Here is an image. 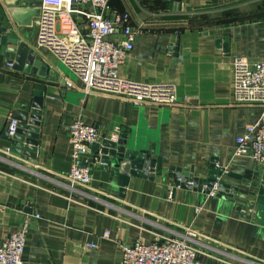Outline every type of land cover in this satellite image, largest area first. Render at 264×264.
Here are the masks:
<instances>
[{"label": "crops", "instance_id": "obj_1", "mask_svg": "<svg viewBox=\"0 0 264 264\" xmlns=\"http://www.w3.org/2000/svg\"><path fill=\"white\" fill-rule=\"evenodd\" d=\"M110 3L127 10L138 30L119 75L173 82L181 102L134 104L117 96L84 94L52 54L35 49L47 64L46 74L38 76L7 67L0 51V241L26 218L22 264H120L119 243L191 224L202 233L203 252L197 257L204 264H264V205L257 214L252 207L243 208L253 196L231 199L184 187L175 188L172 198L165 196L177 168L202 175L212 157L242 178L254 175L259 163L232 152L236 135L258 117L261 107L235 103L232 61L235 55L249 60L264 56V0ZM38 5L34 0H0L10 29L30 47ZM110 37L120 40L123 35L117 30ZM35 84L43 89L31 160L4 149L9 144L5 128L14 108L30 106ZM76 116L102 127L104 137L120 126L126 146L152 150L162 172L150 169L149 177L135 176L121 196L118 176L91 161L95 149L88 146L84 157L91 179L72 186L65 176L71 164L65 125ZM226 180L239 183L240 191L246 187L240 179ZM105 229L109 238L99 236Z\"/></svg>", "mask_w": 264, "mask_h": 264}, {"label": "built area", "instance_id": "obj_2", "mask_svg": "<svg viewBox=\"0 0 264 264\" xmlns=\"http://www.w3.org/2000/svg\"><path fill=\"white\" fill-rule=\"evenodd\" d=\"M80 4L89 5L90 9ZM35 30L34 51L52 54L79 81L84 94L96 92L117 96L134 104L181 102L173 82L133 80L119 75L118 68L132 49L138 30L131 23L130 13L113 7L110 0H39ZM117 30L123 35L120 40L110 37ZM232 62L235 103L261 107L258 117L236 135L232 155H247L264 164V56L249 60L235 55ZM5 65L10 67L11 62L6 61ZM67 84L72 82L67 81ZM16 124L17 119L9 117L5 128L7 135L14 132ZM65 130L71 145V164L65 176L72 186L87 185L91 168L84 155L89 144L105 136L103 128L76 116L65 125ZM119 132L120 126L115 125L106 135L117 139ZM4 149L7 150V146ZM176 181H181L180 175L168 184L167 198H172L174 189L180 187ZM215 188L216 183L208 193L214 194ZM2 207L0 203V210ZM27 223L24 218L1 239L0 264H22ZM109 235L108 229L99 234L102 238H109ZM200 236L202 233L191 224L154 231L150 239L138 236L131 242L119 243L120 264H204L197 257L198 252H203ZM84 246L96 247L97 243L84 242Z\"/></svg>", "mask_w": 264, "mask_h": 264}, {"label": "water", "instance_id": "obj_3", "mask_svg": "<svg viewBox=\"0 0 264 264\" xmlns=\"http://www.w3.org/2000/svg\"><path fill=\"white\" fill-rule=\"evenodd\" d=\"M39 4V0H34ZM4 9L0 6V51L11 62V67L26 73H34L38 76H44L47 71V64L41 59L40 55L34 51L28 43L20 40L16 33L10 29V21L4 15ZM5 43L14 44V46H5ZM10 53L12 55L10 56ZM43 86L35 84L30 106L26 109L14 108L10 117L17 119L14 132L6 137L9 140L7 150L21 155L23 158L33 160L36 143L38 120L41 101V90ZM126 134L119 132L117 139L104 137L97 140L89 147L95 149V155L91 161H99L104 167H109L110 172L118 176L120 184L119 195H124V186L135 176L149 177L150 169L155 173L162 172L161 164L158 159L151 158L152 150H137L126 146ZM254 175L242 178L240 174L229 171L224 165L217 164L216 158H210L206 164V172L202 175H194L193 170L188 174H183L176 169L174 176H181V181L175 183L184 188L197 189L208 193L216 183L215 193L218 196L231 198L238 195L247 198L253 196V201H247L243 206L252 207V214H257L258 208L264 205V164L253 167ZM230 176L240 179L246 185L244 191H240L239 183H231L226 180ZM225 178V179H224ZM188 181H192L189 183ZM232 199V198H231ZM249 217V214H244Z\"/></svg>", "mask_w": 264, "mask_h": 264}, {"label": "rangeland", "instance_id": "obj_4", "mask_svg": "<svg viewBox=\"0 0 264 264\" xmlns=\"http://www.w3.org/2000/svg\"><path fill=\"white\" fill-rule=\"evenodd\" d=\"M204 15V13H202Z\"/></svg>", "mask_w": 264, "mask_h": 264}]
</instances>
